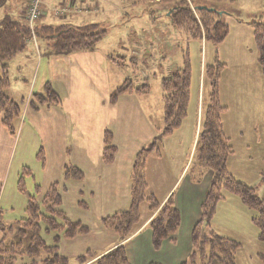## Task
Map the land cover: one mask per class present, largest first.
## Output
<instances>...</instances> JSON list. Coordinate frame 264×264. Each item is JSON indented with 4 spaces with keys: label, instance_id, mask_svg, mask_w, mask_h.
Listing matches in <instances>:
<instances>
[{
    "label": "crops",
    "instance_id": "1",
    "mask_svg": "<svg viewBox=\"0 0 264 264\" xmlns=\"http://www.w3.org/2000/svg\"><path fill=\"white\" fill-rule=\"evenodd\" d=\"M113 1L78 0L73 3H63V0H44L42 25L97 23L104 26L105 19L97 21L95 19L101 8L109 6ZM121 1L125 6L131 7V12L132 8L139 6L134 4V0ZM153 4H156L157 7L161 6L157 2ZM6 6L0 9L5 16H12L16 20H22L25 17L24 11H20V14L15 16L13 12L6 9ZM102 10L104 11L103 8ZM62 11L63 13H59ZM142 13L144 16L153 14V16L146 17V21L151 23L147 25V30L157 32L158 22L161 20L159 11L144 8ZM49 17H58L61 22L54 24L53 19H49ZM133 30L135 31L136 28L133 27ZM144 31L145 29H143ZM36 48L40 53L39 44L36 45ZM152 48L155 49L154 46ZM40 55L38 56L39 63L42 60ZM42 66H44L43 62L40 63V68ZM118 68L120 67L113 60L111 52L101 48L100 45L93 51L77 52L66 56L56 55L53 52L52 56L47 59L46 74L38 87L41 88L40 93H42L45 85L51 83L60 97V104L33 110L29 102L35 93L31 88L32 92H27V98L22 96L20 100L24 104L22 115L16 123L17 133L15 136L11 135L3 125L0 113V182L2 184L0 210L3 212L2 205L7 192L16 197V192L19 190L18 177H20L21 171L25 168L30 169L25 166L24 162L20 163L18 167H14V155L19 139L24 138L27 143L32 142L36 160L41 163L44 186H39L42 193L45 195L51 185L59 183L62 187V208L65 213L70 219L81 221L90 229L87 235L71 240H61L60 253L69 259L71 257L77 259L88 251H93L99 256L118 244L117 235L102 225V219L129 209L133 162L137 153L146 147L138 146V143L146 145L164 128H160L159 123L156 125L154 117L156 112L158 117H162L164 121V92L160 106H155L150 103L149 99L152 98L150 84L148 94H123L118 97L115 104L111 102L112 93L127 80L123 82L113 80L114 76H111L113 70ZM9 72H11L10 64ZM114 82L120 84L113 87ZM12 86L11 80L9 88ZM191 103L192 96L187 117L181 127L172 136L167 137L168 139L177 136L188 138V153L186 152L188 156L183 158L184 164H182L179 174L174 179L172 178V183L169 185L164 183V179H161V182L154 177L155 170L159 166V162L162 161L161 150L159 154L149 156L146 162L148 193L162 204L171 196L174 197L176 207L182 216L179 232L174 237L175 241L167 240L162 248L156 251L152 245V232L149 229L153 216L147 204L149 216L144 219L142 215L144 205H142L141 225L138 231L126 241L131 264H136L137 251L140 249L151 252V256L153 254L157 258L154 260L155 263L159 264H179L186 261L188 259L186 257H189L192 252V233L201 219V206L206 199L211 182L207 178L200 183L192 181L194 172L191 167H194L203 118L201 94L198 95L197 107H194L193 114L189 112ZM124 110L128 112L131 110L132 113L123 115ZM114 111L118 113L114 115ZM108 131L112 134V142L118 149L115 160L111 164H105L103 161L104 139ZM141 135L142 138L138 142L137 139ZM165 140L167 139L165 138ZM178 146H184V144L181 142ZM41 150H43L44 160L38 158ZM185 165L186 167L191 165L192 173L190 172L189 177L183 175L182 170ZM165 166L166 164L163 167ZM70 167L78 168L84 174V178L81 180L66 178V172ZM206 174L211 177L213 172L208 171ZM33 176V181H35L34 173ZM154 179L164 187L161 191H159V185L157 189L152 186ZM10 187L12 191H10ZM72 190L75 200L70 203L69 197ZM71 208L76 211L75 216H71ZM96 235L100 237L93 244L91 237ZM54 236L52 233L46 234L45 239L49 244H52ZM2 237L0 231V242ZM182 238L184 239L183 254L177 247ZM87 239L89 240L86 242ZM94 262L95 259L87 264H94ZM149 263H151L150 259L141 264Z\"/></svg>",
    "mask_w": 264,
    "mask_h": 264
},
{
    "label": "trees",
    "instance_id": "2",
    "mask_svg": "<svg viewBox=\"0 0 264 264\" xmlns=\"http://www.w3.org/2000/svg\"><path fill=\"white\" fill-rule=\"evenodd\" d=\"M239 0H134L135 5L159 3L170 12L172 24L182 29L190 39L204 40L221 45L229 36V26L223 22L225 13H220L213 3H236ZM7 0H0V8L6 6ZM63 3H68L63 0ZM0 23V113L2 123L11 135L17 133L16 123L22 115L24 102L9 97L7 90L11 85L9 61L26 49L33 34L26 20H16L9 15ZM36 34L53 41V52L66 56L77 52H89L96 49L104 39L107 30L97 23L79 25L62 24L58 26H36ZM254 42L258 51V61L264 76V19L253 24ZM224 66L220 61L205 68V78L212 87L209 104L204 110L201 131L192 174V181H202L208 171L213 178L206 199L201 206V219L192 233V252L189 259L182 264H237L236 256L241 244L210 231L211 220L216 213L218 203L224 199L222 190L236 194L248 208L257 212L253 223L259 230V240L264 243V201L254 189L238 182L228 170V160L233 155V147L228 139L222 122L226 111L220 101V78ZM191 66L189 60L183 69L171 72L163 77L161 86L164 92V128L150 147H145L135 156L131 175V203L126 211H120L102 219V225L117 235L118 244L97 255L93 251L79 256L78 264H87L95 259L94 264H131L128 257L126 241L131 238L141 225V206L147 203L154 215L149 224L152 232V245L159 251L167 240H174L179 232L182 216L171 196L164 204L153 195L148 194L146 179V162L149 156L159 154V140L172 136L187 117L191 100ZM148 83L135 85L127 79L111 96L115 104L123 94H148ZM59 95L51 83H47L42 93L33 94L29 102L33 110L40 107L59 105ZM113 136L108 131L104 139L103 161L114 162L118 149L112 142ZM38 158L44 160L43 150ZM30 169H23L18 188L25 193V179L33 178ZM66 178L81 180L84 174L76 167L68 168ZM61 185H51L43 195L39 185L36 192L29 193L26 216L11 224H6L0 210V264H70V259L60 253L62 239L71 240L87 235L90 229L81 221L72 220L62 208ZM2 184L0 182V196ZM206 224V227L204 226ZM54 234L53 243L45 239L46 234ZM264 262V257H262ZM149 264H159L151 262Z\"/></svg>",
    "mask_w": 264,
    "mask_h": 264
},
{
    "label": "rangeland",
    "instance_id": "3",
    "mask_svg": "<svg viewBox=\"0 0 264 264\" xmlns=\"http://www.w3.org/2000/svg\"><path fill=\"white\" fill-rule=\"evenodd\" d=\"M7 1L6 9L8 11L13 12L15 16L19 15L20 11H24L26 16L31 0ZM213 5L220 13H225L222 19L230 29L227 40L221 45L202 40H189L185 37L182 29L172 24L170 12L163 6L157 7L153 3L146 6L139 5L132 8L131 12V7L125 6L121 0H114L109 6H103L104 11L101 8L97 14L95 20L105 19L103 27L107 30L99 45L111 52L113 60L120 67L113 70L111 75L114 76L113 80L123 82L126 79H131L135 85L150 84L152 98L149 99L150 103L155 106L161 104L163 77L169 75L170 72L183 69L186 61L189 60L192 76V103L191 110H189L191 114H193L194 107H197L199 93L201 94L203 114L209 104L212 87L209 80L205 78V68L216 65L217 60L225 65L220 78L219 94L222 105L226 107V111L222 115L223 127L233 147V155L228 160V170L238 182L253 188L256 195L264 201V76L259 65L253 34L254 22L264 19V0H239L234 4L213 3ZM144 8L159 11L161 20L158 22L157 32L147 30V25L151 23L146 21V17L153 16V14L144 16L142 13ZM5 17L3 11L0 10V23L3 24L6 21ZM49 19H53L54 24L61 22L58 17H49ZM42 24L40 19L36 26ZM133 27L136 28L135 31ZM143 29H145L144 32ZM37 44L41 47L40 53L37 51ZM152 46L155 47L154 50ZM53 50V41L44 39L42 34H36L35 37L32 36L26 49L9 61L13 86L6 92L9 93L10 98L20 102L22 96L25 98L28 91H34L35 94L40 93L41 88L38 86L46 74L45 64L47 59L52 56ZM39 55L42 57L40 63L44 64L41 68L38 61ZM118 82H114L113 87L120 84ZM31 88L32 91H30ZM116 113L118 112L114 111V115ZM126 113H132V111L124 110L123 115ZM155 114L156 125L159 123V127L163 128V118L158 117V113L155 112ZM157 136L158 133L149 143L143 145L139 142L142 138L141 135L137 139L138 146L150 147ZM166 139L159 140L162 161L159 162L154 177L159 181L164 179V183L169 185L179 174L180 168L184 164L183 158L188 156V154L186 155V152L188 153V138L177 136ZM180 141L184 146H178ZM35 155L32 142L27 143L24 138H20L14 155V167H18L20 163L24 162L25 166L35 174L36 179L35 181L33 178L25 179V193L18 190L14 197L7 192L2 205V217L8 225L26 216L27 195L36 192L35 184L44 186L41 163L36 160ZM165 164L166 166L163 167ZM190 167L191 165L183 167L184 177H189L190 172L192 173L194 167H191L192 170ZM205 178L212 182L213 174L211 177L207 174L204 175L202 180L204 181ZM156 179L153 180L152 186L157 189L159 185V191H161L164 187ZM10 191H12L11 187ZM222 194L224 199L217 205L216 213L211 220L210 231L234 239L241 244L236 256L237 264H264L262 259L264 243L260 242L259 230L253 223L257 212L244 205L236 194L225 189L222 190ZM74 200L72 190L69 202L73 203ZM142 205H144L142 215L146 219L149 216L147 203ZM74 213L76 211L71 208V216ZM151 215L154 217L152 213ZM98 237L100 236L91 237V242L95 244ZM183 244L184 239L182 238L177 245L181 254L184 251ZM186 258L189 259V257ZM149 259L151 262H156L154 260L157 258L153 254L151 256V252L144 249L137 251L136 264H141ZM70 264H77V260L71 257Z\"/></svg>",
    "mask_w": 264,
    "mask_h": 264
},
{
    "label": "built area",
    "instance_id": "4",
    "mask_svg": "<svg viewBox=\"0 0 264 264\" xmlns=\"http://www.w3.org/2000/svg\"><path fill=\"white\" fill-rule=\"evenodd\" d=\"M65 1H67L68 3H73V2H76L78 0H65ZM43 4H44V0H31L29 6L27 8L26 20L30 26V29H31L34 37L36 35V32H35L36 23L43 16V9H42ZM59 13H63V11L59 12Z\"/></svg>",
    "mask_w": 264,
    "mask_h": 264
},
{
    "label": "water",
    "instance_id": "5",
    "mask_svg": "<svg viewBox=\"0 0 264 264\" xmlns=\"http://www.w3.org/2000/svg\"><path fill=\"white\" fill-rule=\"evenodd\" d=\"M206 224H207V223H205V225H204L205 227H206Z\"/></svg>",
    "mask_w": 264,
    "mask_h": 264
}]
</instances>
